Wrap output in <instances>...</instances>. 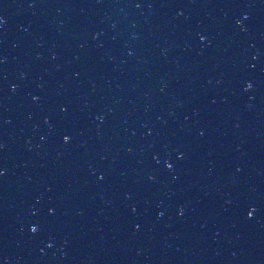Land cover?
<instances>
[{
  "label": "water",
  "instance_id": "obj_1",
  "mask_svg": "<svg viewBox=\"0 0 264 264\" xmlns=\"http://www.w3.org/2000/svg\"><path fill=\"white\" fill-rule=\"evenodd\" d=\"M0 17V264H264V0Z\"/></svg>",
  "mask_w": 264,
  "mask_h": 264
},
{
  "label": "snow or ice",
  "instance_id": "obj_2",
  "mask_svg": "<svg viewBox=\"0 0 264 264\" xmlns=\"http://www.w3.org/2000/svg\"><path fill=\"white\" fill-rule=\"evenodd\" d=\"M2 22H3V17H0V23H2ZM201 39H206V37L201 36ZM248 87L251 88V87H252V84H251V83L248 84ZM64 139H65V141H68V140H70V137L66 135V136L64 137ZM168 167L171 168L172 165L169 164ZM0 174H2V172H0ZM254 212H255V209H253L252 211H250V212L248 213V215H249V216H252V215L254 214ZM181 214H183V213H181ZM32 231H33V232L38 231V226H35V225H34V226L32 227Z\"/></svg>",
  "mask_w": 264,
  "mask_h": 264
},
{
  "label": "clouds",
  "instance_id": "obj_3",
  "mask_svg": "<svg viewBox=\"0 0 264 264\" xmlns=\"http://www.w3.org/2000/svg\"><path fill=\"white\" fill-rule=\"evenodd\" d=\"M250 84V83H249Z\"/></svg>",
  "mask_w": 264,
  "mask_h": 264
}]
</instances>
